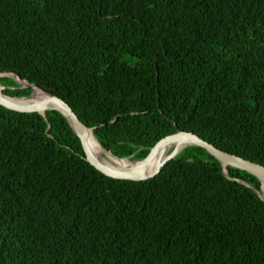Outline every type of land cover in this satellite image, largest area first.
I'll return each mask as SVG.
<instances>
[{
	"label": "trees",
	"instance_id": "trees-1",
	"mask_svg": "<svg viewBox=\"0 0 264 264\" xmlns=\"http://www.w3.org/2000/svg\"><path fill=\"white\" fill-rule=\"evenodd\" d=\"M10 72L118 158L175 124L264 166V0H0V93L28 97ZM226 175L190 145L153 178H109L58 111L0 106V264H264L261 183Z\"/></svg>",
	"mask_w": 264,
	"mask_h": 264
},
{
	"label": "water",
	"instance_id": "water-1",
	"mask_svg": "<svg viewBox=\"0 0 264 264\" xmlns=\"http://www.w3.org/2000/svg\"><path fill=\"white\" fill-rule=\"evenodd\" d=\"M9 74L15 77V81L21 87L32 88V93L26 98H12L3 95V97H0V106L15 112L38 113L42 116H44L45 112L51 110L61 113L66 118L74 134L80 141L84 153V160L104 176L118 180H148L155 177L161 171L162 167L167 162L172 160L183 148L193 145L203 148L208 154L216 159L223 167L224 175L227 179L234 180L226 175V167L236 168L256 177L261 183V188L260 191H256L254 189L253 191L264 201V192L262 191V184H264V166L219 150L213 145L199 138L197 135L191 132L181 131L175 124H173L175 132L171 135L161 138L153 147L149 149V152L143 159L129 161L126 158H118L102 147L95 139L101 149L100 157L97 158L86 142V136L88 132L91 131L90 133L93 135L92 130L80 121L75 112L65 101L55 96L51 92L38 87L37 85L24 81L18 74L14 72H10ZM0 75H7V73H0ZM4 88L5 87L2 86V89ZM35 88L44 93L45 97L36 100V97L33 94V90ZM7 99H34V101L25 105H12V103H10ZM171 146L172 149L168 151V148ZM103 156L105 158L109 157L110 159H113L117 162L125 161V166L123 169H115L112 167V161L110 163L103 161ZM155 158H157V162L152 167V169H150L149 165ZM236 181L247 187H250L242 180Z\"/></svg>",
	"mask_w": 264,
	"mask_h": 264
},
{
	"label": "bare ground",
	"instance_id": "bare-ground-1",
	"mask_svg": "<svg viewBox=\"0 0 264 264\" xmlns=\"http://www.w3.org/2000/svg\"><path fill=\"white\" fill-rule=\"evenodd\" d=\"M5 75H0V78H5L3 77ZM0 89H2V86L0 85ZM33 94L36 97V100L42 99L45 97L44 93H42L40 90L38 89H34L33 90ZM4 94L0 93V97H3ZM10 103H12V105H25L27 103H30L32 101H34V99H22V100H12V99H7ZM91 132V131H90ZM88 132L87 136H86V142L88 144V146L90 147L91 151L93 152V154L95 155V157H100V153H101V149L99 147V145L97 144V142L95 141V138L93 137V135ZM172 149V146L168 148V151ZM103 161H106L107 163H110L112 161V167L115 169H123V167L125 166V161L122 162H117L113 159L108 158H103ZM157 162V158H155L149 165V168L152 169V167L156 164ZM262 191L264 192V184H262Z\"/></svg>",
	"mask_w": 264,
	"mask_h": 264
},
{
	"label": "rangeland",
	"instance_id": "rangeland-1",
	"mask_svg": "<svg viewBox=\"0 0 264 264\" xmlns=\"http://www.w3.org/2000/svg\"><path fill=\"white\" fill-rule=\"evenodd\" d=\"M8 76H11V75H8ZM103 158H105V157L103 156Z\"/></svg>",
	"mask_w": 264,
	"mask_h": 264
}]
</instances>
